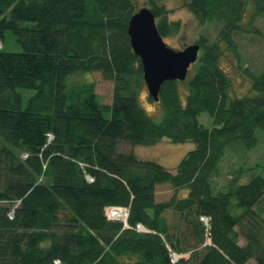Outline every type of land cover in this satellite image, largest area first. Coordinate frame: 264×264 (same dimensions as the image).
<instances>
[{
	"label": "trees",
	"instance_id": "1",
	"mask_svg": "<svg viewBox=\"0 0 264 264\" xmlns=\"http://www.w3.org/2000/svg\"><path fill=\"white\" fill-rule=\"evenodd\" d=\"M163 1L149 4L166 36L182 24ZM249 1L188 0L202 23L222 27L216 42L196 41L185 92L180 80L162 84L157 119L139 102L146 83L128 32L136 0H0V41L12 31L22 45L0 48V264H264V175L214 183L228 147L250 150L264 134V69L248 72L252 93L238 97L221 65L226 49L238 51ZM252 1L263 14L264 0ZM91 72L114 83L111 104L95 82H72ZM24 89L36 91L27 102ZM163 138L196 143L175 171L117 149ZM163 183L175 193L158 201ZM109 207L127 208V224Z\"/></svg>",
	"mask_w": 264,
	"mask_h": 264
},
{
	"label": "rangeland",
	"instance_id": "2",
	"mask_svg": "<svg viewBox=\"0 0 264 264\" xmlns=\"http://www.w3.org/2000/svg\"><path fill=\"white\" fill-rule=\"evenodd\" d=\"M136 1L139 5L138 9L144 6L150 8L149 0ZM252 2V0L249 1L245 10V17L242 22L244 30H238L233 35L238 51L226 49L221 57V65L231 79L230 93L238 97L252 93L248 72L259 74L264 69V13L255 15ZM163 3L170 10L169 18L179 20L182 24L178 32L163 36L169 46L177 50L183 49L196 43L201 36H205L209 43L217 41L222 25L216 21L202 23L192 12L188 0H164ZM223 46L226 47V44L223 43ZM2 48L6 51L17 52L22 50V45L17 41L16 34L7 31ZM81 81L95 82V93L99 100L104 104H111L114 83L105 79L101 72L84 73L72 79L73 83ZM180 81H182L180 87L185 92L187 81L185 79ZM23 92L25 102H27V99L36 91L34 89H24ZM139 102L148 114L161 119L163 114L161 105L158 100L151 97L146 84L139 90ZM199 120L207 127L213 126V120L207 112L201 113ZM195 147L196 143L193 141L175 143L168 138H163L153 145H134L123 140L119 141L117 149L124 152L132 151L142 159L156 160L168 169L175 171L182 158ZM239 170H243L240 176L242 182L249 179L252 174L262 173L264 175V134L260 135L258 145L250 150L239 146L228 147L220 162V174L216 176L214 183L219 187L228 184L232 176L237 175ZM156 192V199L161 201L171 198L175 190L170 183H163L157 186ZM177 195L183 196L185 194L180 190L177 191ZM123 209L127 217L129 214L128 209ZM106 213L108 218L111 219V208H107ZM117 221L126 224V220ZM137 230L145 232V229L140 227ZM184 256L186 257L187 254H184ZM254 263L253 260L249 262V264Z\"/></svg>",
	"mask_w": 264,
	"mask_h": 264
},
{
	"label": "water",
	"instance_id": "3",
	"mask_svg": "<svg viewBox=\"0 0 264 264\" xmlns=\"http://www.w3.org/2000/svg\"><path fill=\"white\" fill-rule=\"evenodd\" d=\"M128 32L132 47L141 58L144 80L154 100H159V92L165 81L184 80L190 66L199 57L198 43L178 50L169 46L158 30L154 12L147 6L133 14L129 21ZM111 219L122 220L115 216H111Z\"/></svg>",
	"mask_w": 264,
	"mask_h": 264
},
{
	"label": "built area",
	"instance_id": "4",
	"mask_svg": "<svg viewBox=\"0 0 264 264\" xmlns=\"http://www.w3.org/2000/svg\"><path fill=\"white\" fill-rule=\"evenodd\" d=\"M2 42L0 41V48H2V44H1ZM23 156L25 157L26 155L25 154H23ZM88 179L90 180V181H92L93 180V178L91 177V176H88ZM9 216L10 217H13L14 216V209H12L10 212H9ZM201 220L204 222V224L206 225V227L208 228V226H209V218L207 217V216H202L201 217ZM142 228V229H145L144 228V226H142V225H138L137 226V228ZM146 230V229H145ZM175 256H177V257H175ZM179 258H180V256L178 255V254H176V253H173L172 254V261L173 262H177L178 260H179ZM55 264H62V262H60V260H56L55 261Z\"/></svg>",
	"mask_w": 264,
	"mask_h": 264
},
{
	"label": "bare ground",
	"instance_id": "5",
	"mask_svg": "<svg viewBox=\"0 0 264 264\" xmlns=\"http://www.w3.org/2000/svg\"><path fill=\"white\" fill-rule=\"evenodd\" d=\"M111 216H115L117 218H122V220H126V212L123 208H112Z\"/></svg>",
	"mask_w": 264,
	"mask_h": 264
},
{
	"label": "crops",
	"instance_id": "6",
	"mask_svg": "<svg viewBox=\"0 0 264 264\" xmlns=\"http://www.w3.org/2000/svg\"><path fill=\"white\" fill-rule=\"evenodd\" d=\"M156 194H157V192H156ZM157 200V199H156Z\"/></svg>",
	"mask_w": 264,
	"mask_h": 264
}]
</instances>
